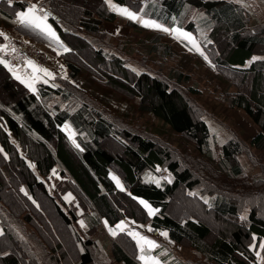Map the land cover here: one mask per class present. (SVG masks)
I'll use <instances>...</instances> for the list:
<instances>
[{
    "label": "trees",
    "instance_id": "obj_1",
    "mask_svg": "<svg viewBox=\"0 0 264 264\" xmlns=\"http://www.w3.org/2000/svg\"><path fill=\"white\" fill-rule=\"evenodd\" d=\"M44 2L55 15L47 20L63 45L59 58L67 77L40 81L33 93L0 64V86L8 95L5 102L0 99V264H110V260L138 264L137 249L124 232L111 237L109 246L92 237L101 219L114 225L125 217L166 231L172 242L188 246L196 258L184 263L172 257L162 243L147 251L165 264H264V247H260L264 244V176L244 181L245 188L255 192L241 199L237 192L227 190L229 186L206 191L211 195L207 200L190 193L199 184L191 168L182 166L154 139L119 123L73 86L72 79L85 73L119 95L137 99L141 112L186 137L201 153L210 129L196 116L197 110L182 89L170 88L163 78L137 71L119 52L107 50L112 36L103 29V23L120 18L109 8L108 0ZM111 2L134 11L143 9V16L166 28L198 32L209 64L236 87L233 93H224L227 104L242 110L258 127L249 144L264 155V21L252 20L255 15L248 1ZM27 6L26 0H12L11 5L0 0V26L3 21L15 25L16 13ZM154 44L153 49H157L158 44ZM122 46L118 43L116 47L121 53ZM182 79L186 82L189 77L179 74L178 80ZM187 90L197 92L196 87ZM53 99L57 101L49 104ZM65 122L75 131V144L61 129ZM106 142L115 144L119 151L110 152ZM243 150L235 138L221 146L218 171L229 176L234 185L239 184L242 173L239 155ZM52 168L59 179L51 177ZM157 169L166 170L171 180H148ZM110 172L121 179L123 188L116 186ZM51 178L56 182L57 195L45 185ZM66 192L85 209V236L74 228L79 218L75 207L70 204L65 210L59 203L57 196ZM178 195L197 204L205 216L220 219L224 230L212 237L200 216L172 214L170 206ZM134 197L147 201L157 210L155 214L149 216ZM87 206L90 212L86 214ZM15 222L22 228L29 226L26 238L15 233ZM121 242L129 243L130 252Z\"/></svg>",
    "mask_w": 264,
    "mask_h": 264
},
{
    "label": "rangeland",
    "instance_id": "obj_2",
    "mask_svg": "<svg viewBox=\"0 0 264 264\" xmlns=\"http://www.w3.org/2000/svg\"><path fill=\"white\" fill-rule=\"evenodd\" d=\"M26 1L30 4V6L35 4L37 9H42L44 13L47 11L49 12L50 8L46 6L44 0ZM234 1L242 2V0ZM246 1L250 4V7L255 15L252 20L258 19L259 21H264V0ZM108 6L110 9L118 8L120 18L117 21L103 23V29L109 32L112 36L111 39L108 40V42H110V46L107 50L110 52H119L121 57L127 60V64L132 68H135L137 71L149 72L156 77L163 78L170 88L182 89V92L187 97L191 106L197 110L196 116L203 118L209 126L211 135L208 138L206 148L200 153L196 150L195 145L186 137L173 133L167 128V126L163 125L162 121L151 117L145 112H141L137 106V99H130L124 95H119L109 87L98 84L85 73H80L79 77H74L72 79V85L80 88L88 99L92 100L105 112L112 114L119 123L134 128L135 130L154 139L156 143L166 147V149L171 152L173 158L178 159L181 162L182 166L191 168L195 173V177L199 180V184L198 188L190 191V193H197L199 197L202 196L205 200H207L211 198V195L210 193L206 194V191L215 192V190L223 189L225 186H229L227 187V190L231 189L233 192H237L240 199L244 198L249 193L255 192L253 189L251 190L245 188L243 182L248 181L252 177L257 178L264 176L263 152L251 147L249 144V139L258 132V127L244 114L242 110L238 108H231L227 104L224 93H233L236 91V87L229 80L220 76V73L209 64L208 58L205 59L207 56L199 41L198 32H187L186 30L179 29L180 31L187 32L192 37V41L195 42L194 47L193 43L189 40L183 37L178 39L177 37L179 36V33H166L156 28L144 27L142 22L129 19L127 15L122 14L121 12V9L127 8L129 11L139 16L140 21H151L141 14V10L134 11L126 6L119 8L114 3L111 4V0H108ZM41 15H43V12H41ZM2 23L4 25H1L0 27L4 28H14L17 25L16 23L11 26L10 23L5 21ZM46 23L51 25L49 22ZM11 33H13V31ZM1 37L2 38L0 40L7 37L6 39H10L16 43L28 41L35 50L38 49L34 39L30 38L31 36L21 35V37H10L9 35H1ZM42 38H44V42L48 45L40 47L44 52V56L40 50H37L38 55L36 57L39 62H42L44 59L46 63L39 64L35 70H47L48 73H51V76H49L50 78L55 76L63 78L67 77L66 70L61 68L58 63L59 46L61 45V42L59 41V43H57L48 39L44 35H42ZM108 42L106 40V44H108ZM118 43L123 45L120 47L123 53L116 48ZM154 43L158 44L157 49H153V47H155ZM164 44L167 45V49L162 46ZM197 47L199 48V51H197ZM256 57L263 56H255L254 58ZM31 58H33V56H31ZM41 73L44 74V72ZM179 74L189 77V80L186 82L184 79L179 81ZM23 79L26 82L28 81V85L37 87L38 79L36 75H34L33 78L23 77ZM36 87L34 91H36ZM188 87H196L197 92H189L187 90ZM7 98L8 95L6 94V91L0 86V99L5 102ZM56 101L57 99H53L49 104H53ZM65 125H67V128ZM61 129L68 138L75 141V131L68 122H65L61 126ZM233 138L239 140L244 147L242 154L239 155V164L242 168V173L238 180L240 185L232 184L229 176H223V174H220L218 171L221 146L225 141ZM104 145L110 152L116 153L119 151L118 147L111 142H106ZM52 170L53 172H51V177H56V180L59 179L60 175L56 172L55 168H52ZM109 176L118 188H123L121 179L114 172H110ZM113 177L116 179H113ZM147 178L148 180H153L154 182L159 183L161 181H170L171 175L164 169H157L155 173L149 175ZM117 181H119V186L117 185ZM45 185L51 193H55V195H57L55 189L56 182L52 180V178L50 181H45ZM254 188L258 189L260 187ZM57 198L63 209L66 210L70 204L75 207V212L79 218L75 223L74 228L79 234L85 236L88 227L86 220L82 217L85 209H83L78 200L75 199L70 192H66L59 197L57 196ZM170 208L172 214L176 216L187 213L200 216L203 222L210 228L212 237H217L220 232L224 230V226L220 219H214L210 215L205 216L197 204L183 200L179 195L175 200H173ZM247 209L248 208L244 210ZM145 210L147 211V209ZM89 212L90 209L87 206L86 214ZM81 221L83 222V226H81ZM105 222H107L105 219H101L100 228L98 229L99 231H95L93 234L94 236H92L101 245L104 244L105 246H109L108 240L117 235H112L109 228L116 231V233H119L121 231L116 229V225L121 222L125 225V230L123 231L125 234L129 231L139 233L140 236H143L148 240H152L156 242V244L159 243L157 241L158 239L167 241L165 237L160 235L161 232H158L161 230L156 231L155 228L152 229L148 223H141L140 221H136L130 217H125L123 220L114 225H110L107 222L106 226ZM58 225V229L64 233V230L63 228H60L59 223ZM12 226L15 233L21 236V238H26L28 232L30 231L28 225H24V228H22L17 222H15ZM149 229H151V231H149ZM129 237L132 239V242L137 249L135 257H139L141 252L136 244V240L131 236ZM121 245L125 246L126 250H129L130 252L129 243L121 242ZM143 247L144 255L146 257L154 256L152 254H147V251H149L148 245L145 244ZM166 247L168 251L172 253V257L181 259L184 263L186 261L196 259L193 250L188 246L177 245L172 242L168 244V246L166 245ZM250 247L253 249L254 244H251ZM153 250L154 249L151 251ZM166 251L167 250H164L163 253H166ZM131 255L134 257L132 251ZM100 257H102V254H100ZM110 264L120 263L110 260Z\"/></svg>",
    "mask_w": 264,
    "mask_h": 264
},
{
    "label": "snow or ice",
    "instance_id": "obj_3",
    "mask_svg": "<svg viewBox=\"0 0 264 264\" xmlns=\"http://www.w3.org/2000/svg\"><path fill=\"white\" fill-rule=\"evenodd\" d=\"M8 2L11 5L12 0H8ZM38 11L43 12L42 9L38 10L37 6L35 4H33V5L29 6L26 11L17 12L16 13L17 20L14 22L18 23L19 25H21L23 27L38 30L41 34L46 36L48 39L59 43V37L56 35V32L52 29L51 25H48L46 23L47 18H48V13H43V15H38L37 14ZM141 11H143V9H141ZM121 12H122V14L127 15V17L129 19L137 20L138 22H142L144 27L156 28V29H159L160 31H163L166 33L167 32L179 33V36L177 37L178 39L183 37V38L189 40L190 42H192L193 46L195 47V42L192 41V37L187 32L180 31L179 29L165 28V27H162L161 25H159L153 21H148V20L140 21L139 16H137L135 13L129 11L127 8L122 9ZM0 35H3V34H0ZM5 38H7V37H5ZM60 46L63 47L62 44ZM64 51L67 52V51H69V49L64 48ZM197 51H199L198 47H197ZM205 59H207V57H205ZM0 63H3V61H0ZM29 63H31V62L29 61ZM37 71L44 72L45 75L51 76V73H48L47 70H45V69H37ZM28 86L31 87V85H28ZM65 127L67 128V125H65ZM73 143L75 144V141H73ZM76 146L79 147V145H76ZM113 179H116V178L113 177ZM117 185L119 186V181H117ZM140 204H142L143 207L145 209H147L149 216H152L155 214L156 210L152 209L143 200L140 201ZM80 223H81V226H83V222L81 221ZM105 224L107 226V222H105ZM116 229H119L121 232H123L125 230L124 223L121 222L120 224H117ZM109 231L111 232L112 235L117 234L116 231H114L111 228H109ZM149 231H151V229H149ZM127 235L133 237L136 240V244L139 247L140 252H141L139 259L141 261H143L144 264H160V261L158 259H156V257H154V256L146 257L144 255L143 245H145V244L148 245L149 251H151L152 249L159 247V245H157L156 242H154L152 240H148L145 237L140 236L139 233H135V232H131V231L127 232ZM160 235L167 238V233L162 232V233H160ZM260 247H264V244L260 245ZM257 255L259 256L260 254L257 253Z\"/></svg>",
    "mask_w": 264,
    "mask_h": 264
},
{
    "label": "built area",
    "instance_id": "obj_4",
    "mask_svg": "<svg viewBox=\"0 0 264 264\" xmlns=\"http://www.w3.org/2000/svg\"><path fill=\"white\" fill-rule=\"evenodd\" d=\"M38 51L28 41L16 43L10 39L0 40V61L11 73L16 76L33 78L34 74L27 69V62L31 56L37 58Z\"/></svg>",
    "mask_w": 264,
    "mask_h": 264
},
{
    "label": "crops",
    "instance_id": "obj_5",
    "mask_svg": "<svg viewBox=\"0 0 264 264\" xmlns=\"http://www.w3.org/2000/svg\"><path fill=\"white\" fill-rule=\"evenodd\" d=\"M111 4H112V2H111ZM117 7H124V6H117ZM28 9V7L26 8V9H24V10H22V11H26ZM116 14H118L119 16H120V12L118 11V8H116V9H112ZM122 10V9H121ZM21 12V11H20ZM43 13H44V11H43ZM37 14L38 15H41V12H37ZM17 17V16H16ZM46 22H48V20L46 21ZM13 31V33H11ZM0 34H3V35H5V36H12V37H21V35H23V36H31L30 38L31 39H34V41L36 42V45H37V48L42 52V55L44 56V52H43V50L40 48V47H45L46 45H48V44H46V42H44V38H42V35L43 34H41L38 30H35V29H31V28H26V27H23V26H21V25H19L18 23H17V25H16V27H14V28H4V27H0ZM62 50H63V47H61V46H59V54L62 52ZM42 59H43V57H42ZM41 63H46L45 62V60L43 59L42 60V62H39V63H36L34 66H33V69L35 70V68L39 65V64H41ZM58 63L60 64V66H61V68H63V65H62V62H61V60H60V58L58 57ZM5 67V66H4ZM7 69V68H6ZM8 70V69H7ZM9 71V70H8ZM36 71V70H35ZM9 73H10V75L15 79V80H17L19 83H22V85H24V86H26L27 88H29L30 90H32L34 87H29L28 86V81L26 82L24 79H23V77L22 76H16L15 74H13V73H11L10 71H9ZM36 73H37V79H38V81H43V82H45V83H48L49 82V79H50V77L49 76H45L43 73H41L40 71H36ZM79 75L80 74H78L76 77H79ZM67 136V135H66ZM70 139V138H69ZM70 141H72L71 139H70ZM72 143H73V141H72ZM51 172H53V170H51ZM153 229V228H152ZM156 231L158 230V229H155ZM158 232H164V233H167L166 231H158ZM118 233V232H117ZM115 236V235H114ZM165 239H167V241H164L163 239H161V240H157L159 243H162V244H165V245H167L168 246V244H170V243H172V241L168 238V233H167V238H165ZM167 242H170V243H167ZM158 244V243H157ZM155 257H157V256H155ZM156 259H158L159 261H160V264H165V263H163L162 261H161V259H159L158 257L156 258ZM136 260H137V262H138V264H144V262L143 261H141L140 259H139V257H137L136 256ZM120 264L122 263V264H124L123 262H119Z\"/></svg>",
    "mask_w": 264,
    "mask_h": 264
},
{
    "label": "water",
    "instance_id": "obj_6",
    "mask_svg": "<svg viewBox=\"0 0 264 264\" xmlns=\"http://www.w3.org/2000/svg\"><path fill=\"white\" fill-rule=\"evenodd\" d=\"M46 13H48V17L55 18V15H53L51 12H48V11H47ZM134 199L137 200L138 202L141 201V200H143V199H141V198H136V197H134ZM143 201L149 205V203H148L147 201H145V200H143ZM142 206H143V205H142ZM149 206H150V205H149ZM150 207H151V206H150ZM151 208H152V207H151ZM152 209H154V208H152ZM154 210H156V209H154ZM156 211H157V210H156ZM156 211H155V212H156Z\"/></svg>",
    "mask_w": 264,
    "mask_h": 264
}]
</instances>
